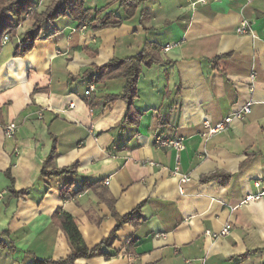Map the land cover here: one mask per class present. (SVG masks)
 <instances>
[{
	"label": "crops",
	"instance_id": "crops-1",
	"mask_svg": "<svg viewBox=\"0 0 264 264\" xmlns=\"http://www.w3.org/2000/svg\"><path fill=\"white\" fill-rule=\"evenodd\" d=\"M140 1L115 28L61 16L15 56L28 19L1 46L0 264L67 257L59 210L76 220L88 248L137 210L102 248L109 257L75 264H264V0ZM82 6L126 17L117 0ZM145 44L160 61L142 67L131 119L122 98L109 101L124 79L94 83L84 97L96 68ZM246 103L244 119L203 135L205 120L218 124ZM157 135L181 137L184 147L158 148ZM52 148L51 167L75 166V174L41 175ZM176 166L188 182L170 173ZM225 224L229 233L218 236Z\"/></svg>",
	"mask_w": 264,
	"mask_h": 264
},
{
	"label": "trees",
	"instance_id": "trees-1",
	"mask_svg": "<svg viewBox=\"0 0 264 264\" xmlns=\"http://www.w3.org/2000/svg\"><path fill=\"white\" fill-rule=\"evenodd\" d=\"M117 2L124 10L126 15L124 19L116 16L109 8L94 11L84 10L82 0H51L42 11H30L31 8H34L37 5L38 2L36 0H0V48L3 45L2 41L5 35L9 36V40L16 37L19 22L23 20L30 19L33 24L18 43L14 54L15 56H21L30 51L34 46L35 41L43 36L44 25L47 22H52L60 18L61 16L71 15L73 19L78 21L79 26L87 23V25L93 30L115 28L120 26L125 19L131 18L134 15L137 6L141 3L140 0H117ZM91 13H94L95 16L90 19L89 15ZM26 15H28V17H26ZM150 47L149 44H145L142 51L137 55L126 57L124 59H112L104 66L96 68V78L90 82V84H94L108 80L124 79L125 84L122 93L120 95L110 96L109 101H113L116 98H122L126 102V118H129V112H134L132 105L133 100L136 97V83L142 67L160 61L157 54L154 53ZM132 122H134V120ZM55 154V148H52L50 154L43 163L41 175L59 176L63 174H75V166L63 169L51 167ZM7 175L10 177L9 173H7ZM214 178L215 175L207 177V179ZM88 186L89 185H85L84 188H87ZM55 214L56 222L67 239L70 253L67 257L56 261L50 259L34 260V264H75L77 259H91L97 256L109 257L103 253L102 248L111 247L115 239V232L124 222L132 218L136 220L139 218L136 216L137 210L123 217H116L117 223L111 234L93 248H88L84 244L76 220L71 215L61 210L57 211ZM3 234L4 233L0 232V246L2 243L1 236Z\"/></svg>",
	"mask_w": 264,
	"mask_h": 264
},
{
	"label": "built area",
	"instance_id": "built-area-1",
	"mask_svg": "<svg viewBox=\"0 0 264 264\" xmlns=\"http://www.w3.org/2000/svg\"><path fill=\"white\" fill-rule=\"evenodd\" d=\"M203 2L205 0H202ZM41 3V0L38 1L37 5H40ZM36 7L34 8H31L30 11H33V9H35ZM26 17H28V15H26ZM249 31V25L247 23V21H241L239 23V25L237 26L236 28V32L238 34H246L248 33ZM9 41V36L8 35H5L3 37V41H2V44H5ZM255 72L251 73L250 75V79H253L255 77ZM95 89V85L94 84H90L87 88V90L84 92V97L86 98H89L91 96V94L93 93ZM73 106V105H70V107ZM251 111V108H250V103H246L244 106H242L240 109L230 113L227 117L224 118L223 121H221L220 123L218 124H215V125H211L209 123L208 120H205L203 122V127H204V133L203 135L206 136V137H209L217 132H220L224 129H226L227 125L230 124L231 122H233L234 120H242L244 119V117L249 114ZM41 113H39V118H41ZM16 124L14 122H11V123H8L7 125H5L3 127L4 129V135L7 137V138H12L15 134V131H16ZM183 138L181 137H175V138H166V137H162L160 135H157L155 136L154 138V143L156 145V147L158 148H174L176 149L177 151L179 150H182L183 147H184V143H183ZM150 164H153V163H150ZM170 173H172L173 175H179L180 176V183H186L189 181V177L187 175H183V174H180L179 173V168L176 166L173 168L172 171H170ZM106 184H108V181H105ZM262 195H264V192L261 193ZM260 196V195H258ZM257 197H254V198H258ZM250 197H247V199H249ZM253 197H251L252 199ZM231 229V225L230 224H225L222 229L220 230V233L218 234V236H225L229 233ZM209 234V233H208Z\"/></svg>",
	"mask_w": 264,
	"mask_h": 264
},
{
	"label": "rangeland",
	"instance_id": "rangeland-1",
	"mask_svg": "<svg viewBox=\"0 0 264 264\" xmlns=\"http://www.w3.org/2000/svg\"><path fill=\"white\" fill-rule=\"evenodd\" d=\"M51 2V0H41V3H40V5H38V6H35L36 8L35 9H33V10H35V11H39V10H44L45 8H46V6L49 4ZM23 21H25V20H23ZM23 21H21V22H23ZM21 22H19V24L21 23ZM15 40L14 39V37L13 38H11V40Z\"/></svg>",
	"mask_w": 264,
	"mask_h": 264
}]
</instances>
